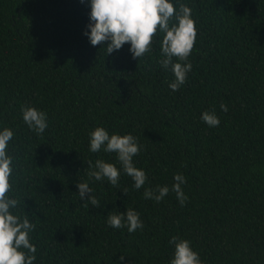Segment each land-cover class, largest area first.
Returning a JSON list of instances; mask_svg holds the SVG:
<instances>
[{
  "label": "trees",
  "instance_id": "1",
  "mask_svg": "<svg viewBox=\"0 0 264 264\" xmlns=\"http://www.w3.org/2000/svg\"><path fill=\"white\" fill-rule=\"evenodd\" d=\"M172 3L191 9L197 29L176 91L171 66L159 63L164 33L136 60L128 43L111 54L91 44L90 0H0V130L14 132L8 196L19 201L10 211L36 225L33 264H171L173 236L203 264H264V0ZM26 106L47 114L42 134L24 122ZM213 110L220 123L210 127L201 115ZM97 127L142 145L140 189L116 153L89 150ZM97 159L120 170L117 187L89 178ZM178 173L184 206L172 191ZM78 182L99 207L80 199ZM157 186L169 188L163 200L145 199ZM128 208L143 228L109 226V212Z\"/></svg>",
  "mask_w": 264,
  "mask_h": 264
},
{
  "label": "clouds",
  "instance_id": "2",
  "mask_svg": "<svg viewBox=\"0 0 264 264\" xmlns=\"http://www.w3.org/2000/svg\"><path fill=\"white\" fill-rule=\"evenodd\" d=\"M90 22L85 31L91 44L106 45L107 53L119 50L126 43L130 44L132 58L139 60L151 51V44L157 32L164 33L161 54L164 57L159 63L165 69L171 66L174 81L170 88L176 91L187 80V74L192 65L188 62L197 36L195 20L191 15V9L180 4L177 9L172 0H90ZM175 19V23H171ZM176 61L174 62V59ZM221 110L227 111V106L221 103ZM23 120L30 129L38 135L48 127L47 114L35 107H22ZM201 119L210 127L218 126L220 121L215 111H205ZM14 132L5 127L0 130V264H33L36 259V247L30 243L29 233L36 225L29 221L28 216L21 218L14 215L10 209H15L19 201L10 198L8 193L12 189L10 177L12 176L13 157L8 154V144L13 139ZM142 145L131 133L125 135L112 134L103 127H97L90 133L89 150L99 152L102 148L105 152L116 153L117 159L123 167L126 175L134 181L133 187L140 189L148 179L146 172L135 166L133 157L138 155ZM92 171L88 172L89 178L100 181L104 178L113 185L118 186L120 170L115 164L97 159L93 167L88 161ZM176 181L172 191L177 195L181 206H184L188 197L184 194L181 184L185 183L182 174L174 176ZM78 194L81 200H85L94 207H99V200L92 195V189L87 182H78ZM125 194L128 189L122 190ZM167 186L145 189V199H154L157 203L168 194ZM107 223L113 228L127 227L129 233L143 228L140 214L128 208L125 213L113 214L109 212ZM175 245L174 258L171 264H203L199 254L191 247L187 239H179L175 236L169 241ZM27 249V252L23 251ZM124 259L123 256L120 257Z\"/></svg>",
  "mask_w": 264,
  "mask_h": 264
}]
</instances>
